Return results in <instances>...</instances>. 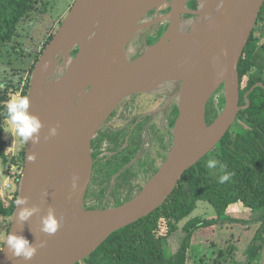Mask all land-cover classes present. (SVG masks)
I'll return each instance as SVG.
<instances>
[{"label": "water", "instance_id": "water-1", "mask_svg": "<svg viewBox=\"0 0 264 264\" xmlns=\"http://www.w3.org/2000/svg\"><path fill=\"white\" fill-rule=\"evenodd\" d=\"M263 4L264 0H75L37 59L27 91V111L41 127L34 134L36 142L25 143L17 199L26 203H15L7 234L23 236L36 252L25 260L5 245L0 264H78L110 235L161 206L180 177L219 144L238 113L249 106L248 100L239 106L237 68ZM150 12L165 13L151 24H139ZM182 21L189 22L186 29L180 28ZM162 23L167 26L160 38L142 56L128 61L136 34ZM68 57L74 64L66 68ZM170 84L178 85L179 99L164 162L127 203L107 211L86 210L92 139L126 99ZM257 86L264 88L257 84L244 98ZM219 89L223 107L207 124L206 106ZM23 208L36 211L20 221ZM49 211L60 224L54 235L42 231Z\"/></svg>", "mask_w": 264, "mask_h": 264}, {"label": "trees", "instance_id": "trees-1", "mask_svg": "<svg viewBox=\"0 0 264 264\" xmlns=\"http://www.w3.org/2000/svg\"><path fill=\"white\" fill-rule=\"evenodd\" d=\"M40 2L42 0H0V46L9 45L16 38L19 26L29 19L32 12L37 11V4ZM41 4L43 7L47 6L44 0ZM261 23L264 24V4L237 68L239 106H246V100L249 106L238 113L236 121L219 144L180 177L161 206L110 235L89 257L78 264H190L189 253L195 233L207 229L214 232L225 230L224 237L227 238L225 250L219 249L211 264H240L234 258L236 247L231 243L234 232L227 230L238 224L249 228V241L245 246L246 264L261 263L264 246V88L257 86L244 98L257 84L264 85L262 77L257 76L259 66L245 56L247 47L255 41V29ZM52 37L53 35L48 37L41 51ZM12 49L15 50L13 46ZM261 49L264 52V43ZM76 53L77 49L72 54ZM28 86L29 79L21 88V95L27 97ZM9 87L14 86L4 85L0 90V161L3 165H17V157L9 159L5 153L6 142L3 140L7 120L4 103L9 100ZM15 90H19L18 87L15 86ZM174 112L177 116V108H174ZM216 116L215 108H206L207 124ZM23 157L24 152L19 155L21 166ZM209 159L219 162L217 168H207ZM11 164L7 166V170ZM220 164L227 166L226 172L234 173L230 181L223 184L219 183V176L222 174ZM19 180L20 178L16 180L17 184ZM17 195L18 192H15L7 206L0 202V217L11 219ZM199 202L207 203L214 210L216 218H194L181 226L195 211ZM257 213L261 214L255 221L242 219V215ZM178 233L184 234V237L176 252L171 253L166 241Z\"/></svg>", "mask_w": 264, "mask_h": 264}, {"label": "rangeland", "instance_id": "rangeland-1", "mask_svg": "<svg viewBox=\"0 0 264 264\" xmlns=\"http://www.w3.org/2000/svg\"><path fill=\"white\" fill-rule=\"evenodd\" d=\"M74 2L75 0H44V3L47 6L43 7V4H41L43 3L42 0V2L37 4V11L32 12L29 19L19 26L16 38H14V40L9 45L0 46V90L4 85L12 84V86L14 87H9L8 90L9 98L14 94H20V90L25 85L27 80L29 79L30 81V76L35 65L34 63H36L35 59H38L41 55V52L43 51H41L43 44L46 42L49 36L56 33ZM164 31L165 29H163L162 32H160V34H158L157 36H161ZM254 36L255 41L247 47L245 56L252 59L259 66V69L261 71L264 68V52L261 49V45L264 43L263 23L259 24L255 29ZM149 39L150 44H154L158 40L157 38L155 40L151 39V37H149ZM12 46L15 48V50L12 49ZM257 76L262 77L263 75L261 72H259ZM15 86L18 87L19 90H15ZM158 96L159 100L157 104L151 107V109L155 113V119L152 122L153 125L151 126L148 134H145V141L147 150L151 149V154L157 160V166L159 167L161 166V160L159 159V156H155L156 149H154L158 141L156 137L159 133L161 134L162 132L165 136V140L167 141V146L171 145V139L169 136L170 130H168V128L171 119H173L175 115L173 112V107L176 104V96L174 98H171L168 103V97H165V94H158ZM129 100L127 102V105H132V103L134 102L133 100L135 99ZM135 102H138V99L135 100ZM4 106L6 107V102L4 103ZM209 107L215 108L217 112L222 109L223 95L221 89L217 91L212 99L208 102L206 108ZM126 109H128V107ZM132 110L135 109L133 108ZM137 111L138 110H136V112ZM127 113H130V111L128 110ZM1 115L2 113H0V116ZM3 140L6 142L5 153L7 154L9 159H11L12 157L19 158V155L25 151V143L19 136L12 133L11 125L8 119L5 121L4 125ZM10 164L3 165L0 161V202L5 206H7L9 201L13 199L15 192H18L19 185V183L17 184L15 180H8L6 176L7 172L10 171L7 170V166H9ZM19 164L21 165V163H18L17 165L11 164L10 168H15L17 166L20 167ZM134 167V170L137 174L141 173L138 166ZM11 170L14 171L13 168H11ZM157 171L155 170L154 173ZM122 177H124V175ZM146 178L144 176V173L138 175L137 183L143 185V182H145ZM118 182L119 179H117L116 182L114 180V183L117 184ZM103 187L105 190L100 191L102 194L106 193L107 191V186ZM139 188L140 187H138V190ZM100 189H102V186H97L94 188L95 196ZM106 196L107 195L105 194L101 196V200L98 201V203L100 204L101 201L106 198ZM128 201L130 200L117 204L114 207L112 206V209L120 207ZM109 203L110 200L108 202V206L110 205ZM109 208L110 207H103L100 210L107 211V209ZM94 210L97 211L99 209ZM260 214L261 213H257L250 216L242 215V219L255 221L259 218ZM194 218H199L201 220H211L213 218L215 219L216 215L214 210L207 203L199 202L195 211L191 214V216H189L182 222L181 226L184 225V223H186L188 220ZM10 220L11 219L0 217V238H3L7 234ZM227 230L232 231V233L234 232L232 236L233 242H231L233 246L236 247L234 258L238 260V262H241L240 264H246L247 259L245 256V246L249 241V228H247V226H244L243 224H238L234 225L233 228ZM224 231L225 230L221 232V230H219L217 232H214V230L212 229H207L201 232H196L189 253V263L211 264L219 249L225 250V247L227 246L225 242L227 238L224 237ZM183 237L184 234L178 233L172 236L168 241H166L168 250L171 253L176 252ZM0 246H2V244H0Z\"/></svg>", "mask_w": 264, "mask_h": 264}, {"label": "flooded vegetation", "instance_id": "flooded-vegetation-1", "mask_svg": "<svg viewBox=\"0 0 264 264\" xmlns=\"http://www.w3.org/2000/svg\"><path fill=\"white\" fill-rule=\"evenodd\" d=\"M164 13L158 12L155 14L154 12H150L149 17L153 20L156 15H162ZM166 26V23L150 26L140 34L138 44L141 47L152 45L149 42V37L154 40L156 38L158 39L160 36L158 37L157 35ZM260 72L263 75L262 79L264 82V68ZM175 89V85L169 86L161 91L141 94L126 99L94 136L90 144L93 160L92 175L84 198V208L86 210H100L103 207H110L109 209H112V206L114 207L117 204L131 200L142 189L149 178L156 173L154 171L160 168V166H157V160L151 154V149H148V151L146 148L145 134H148L153 125L152 122L155 119V113L151 107L157 104L159 100L158 94H165V97H168V103L171 98L176 96L178 91ZM129 99H138V102L133 100L132 105H127ZM126 105L128 109H126ZM133 108L135 110H132ZM174 108H176V104L173 107V112ZM128 110L130 113H127ZM136 110L138 111L136 112ZM176 117L174 115L169 123L168 130H170V139L171 129L173 127L172 123L174 124L173 120L175 121ZM156 138L158 141L154 148L156 149L155 156H159L161 160L160 165H162L170 146H167V141L162 132ZM134 166H138L141 173L137 174ZM143 173L145 178H147L145 182L142 180L143 185H140L137 183V176ZM123 175L124 177H122ZM117 179H119V182L116 184L114 180L116 182ZM97 186H102V189L98 190L95 196L94 188ZM103 186H107V191L104 193L107 196L99 204L98 201L104 195L100 192L105 190ZM138 187H140L139 190ZM109 200L110 205L108 206Z\"/></svg>", "mask_w": 264, "mask_h": 264}, {"label": "clouds", "instance_id": "clouds-1", "mask_svg": "<svg viewBox=\"0 0 264 264\" xmlns=\"http://www.w3.org/2000/svg\"><path fill=\"white\" fill-rule=\"evenodd\" d=\"M29 108V98L23 96L19 93L12 95L9 100L6 102V116L11 125V131L15 135L19 136L24 143H27L30 139L33 143L36 142L38 136H34V134L38 133L39 128L41 127L40 122L34 116L29 115L27 109ZM51 134L55 135V128L51 129ZM32 159H35L33 156ZM219 162L216 159H209L207 161V168L215 169ZM226 165L220 164V172L222 173L219 176V183L223 184L225 182L230 181L231 177L234 173L226 172ZM75 179L73 181V187H75ZM16 204H25V199H17L15 201ZM35 208H23L18 213V219L20 221L27 220L33 212H35ZM42 231L49 234L54 235L60 224L57 219L54 217V214L49 211L47 217L42 219ZM0 251H3V247L6 245L7 248L12 252V255L15 257H22L25 260H30L36 252V246L30 245L28 240L23 236H17L14 234H7L3 238H0ZM40 246H43L42 244Z\"/></svg>", "mask_w": 264, "mask_h": 264}, {"label": "bare ground", "instance_id": "bare-ground-1", "mask_svg": "<svg viewBox=\"0 0 264 264\" xmlns=\"http://www.w3.org/2000/svg\"><path fill=\"white\" fill-rule=\"evenodd\" d=\"M163 15V14H162ZM161 15H156L155 18L153 20H151V18L149 17V13L148 14H145L143 16V18L140 20L139 24L141 25H148V24H151L152 22H154L157 18H159ZM189 25V22L187 21H182L180 23V28L182 29H186ZM147 29V28H146ZM146 29H142L141 31H139L136 36L133 38L130 46H129V49H128V53H127V60H134L135 58H138L140 56H142L144 54V52L146 51V47H141L139 44H138V40H139V37H140V34L145 31ZM136 55V57H134ZM134 58V59H133ZM74 64L73 62V58L71 57H68L66 58L65 60V67H71L72 65ZM169 86H174L173 84H170V85H165L161 88H159L158 90L156 91H161L163 90L165 87H169ZM176 89L178 91V85L176 86ZM178 93V92H177ZM178 97H176V101H178Z\"/></svg>", "mask_w": 264, "mask_h": 264}, {"label": "built area", "instance_id": "built-area-1", "mask_svg": "<svg viewBox=\"0 0 264 264\" xmlns=\"http://www.w3.org/2000/svg\"><path fill=\"white\" fill-rule=\"evenodd\" d=\"M20 165V164H19ZM11 168L14 169V171L11 170ZM8 169L9 172H7L6 176L8 178V180L10 181H16L17 179L21 178L22 175V166L20 165V167H11ZM20 181V180H19ZM9 187V186H8Z\"/></svg>", "mask_w": 264, "mask_h": 264}]
</instances>
